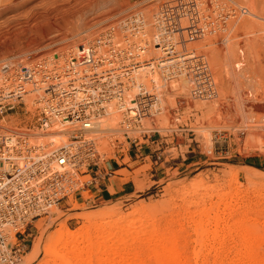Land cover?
<instances>
[{"label": "rangeland", "instance_id": "rangeland-1", "mask_svg": "<svg viewBox=\"0 0 264 264\" xmlns=\"http://www.w3.org/2000/svg\"><path fill=\"white\" fill-rule=\"evenodd\" d=\"M44 1L27 0L17 11L0 16V62L24 55L25 60L51 54L63 57L62 50L73 45L80 48L124 11L138 8L149 15L164 2L174 6L181 0ZM189 1L197 5L195 0ZM202 1V7L209 9L213 4L212 0ZM216 1L225 9L245 6L264 16V0ZM29 7L32 9L27 11ZM12 15L16 18L6 22ZM240 19L247 18L244 15ZM245 20L236 27L230 26V21L226 26L227 41L232 42L226 44L231 48L228 59L223 54L225 32L194 37L192 47L187 46L189 42L178 44L180 51L192 49L206 54L217 90L211 100L194 99L189 95V83L182 79L162 89V109L154 124L159 128L163 153L136 157L128 136L146 142L137 132L128 136L122 130L94 134L104 158L102 184H108L112 198L98 203L93 194L84 193L71 208L41 216L34 222L28 249L18 264H40L47 250L48 233L61 223L77 231L88 224L75 214L98 208H113L122 215L133 213L127 219L137 220L132 218L134 227L153 226L156 233L147 231L136 237L142 242L138 249L141 259L150 255L147 248L152 241L148 244L145 240L157 234L158 246L179 253L183 264H264V184L249 181L242 170L254 167L264 171V22L255 20L251 29L248 24L242 25ZM185 22L182 26L187 25ZM237 63L240 66H235ZM231 72H241L237 83L229 77ZM118 121L115 127L120 129ZM144 123L151 127L148 118ZM32 124L33 115L25 113L22 105L0 114L2 131H28ZM237 169H241L239 174ZM222 197L225 200L218 202ZM200 209L204 214L199 213ZM197 228L204 232L200 243L195 241ZM136 239L126 242L135 246L140 243ZM102 241L105 239L92 244L80 242L78 245L88 246L93 257L82 254L73 264H99L105 256L98 248ZM38 244L41 248L28 263Z\"/></svg>", "mask_w": 264, "mask_h": 264}, {"label": "built area", "instance_id": "built-area-1", "mask_svg": "<svg viewBox=\"0 0 264 264\" xmlns=\"http://www.w3.org/2000/svg\"><path fill=\"white\" fill-rule=\"evenodd\" d=\"M191 4L195 2L181 0L172 7L166 6V2L158 6L165 20L170 17V22L156 26L165 35L163 56L145 54L142 42H146L134 28H129L120 39L109 27L105 37L88 46L82 44L63 57L39 55L29 60L2 62L0 114L22 105L25 113L33 115L34 124L28 131L0 129V264L19 263L28 249L34 222L41 216L50 214L52 208H71L84 193L92 194L101 188L104 158L94 135V120L105 113L111 100L116 99L122 106L121 126L126 136L137 132L153 146L151 153L158 154L165 150L159 128L154 124L162 109L163 88L185 79L191 98L216 97L206 54L179 51L177 45L203 35L205 29L212 27L215 15L222 21L230 14L225 10L232 8L225 9L220 4L215 9L210 4V9L205 8L209 17L194 10ZM183 21L186 26H182ZM59 59H69V66L61 68L55 64ZM91 59L95 61L93 66L88 65ZM164 59L171 62L161 66ZM173 59L176 60L172 63ZM152 62L156 67L151 68L150 74L156 72L159 80L150 79L149 86L140 82L137 92L130 91L135 85L134 69ZM34 91L37 97L29 107L24 95ZM145 118L151 120V127L145 125ZM56 123H68L62 130L67 142L39 143L37 140L46 137L47 130ZM128 137L135 156H142L145 143L136 136Z\"/></svg>", "mask_w": 264, "mask_h": 264}, {"label": "bare ground", "instance_id": "bare-ground-1", "mask_svg": "<svg viewBox=\"0 0 264 264\" xmlns=\"http://www.w3.org/2000/svg\"><path fill=\"white\" fill-rule=\"evenodd\" d=\"M45 1L48 2V1H52V0H45ZM195 1H196L197 5L192 6V7H194L193 9L194 10H201L210 17V14L205 10V8H208V6L202 7V5L204 4V1H202V0H195ZM26 2H27V0H0V16H2L3 14H6V13L17 11L20 7H23ZM212 3L215 6V9H217L219 7V4L217 3L216 0H212ZM255 3L256 2H254V4ZM252 4H253V2H252ZM262 4H264V3H262ZM166 6L172 7L171 5H166ZM261 8L264 9V5H262ZM31 9H32V7H29V9H27V11L31 10ZM158 9H159V7L156 8L154 11H152L149 15L147 13H145L142 9H138V8H132V9H129L127 11H124L120 16H118L113 21L106 24L100 32H98L95 36H93L92 38H90L89 40H87L83 44L88 46L89 44H91L92 42L97 40V38L105 37V35L107 33V29L109 27L114 28V35H117L118 38H120V39L122 38V36L124 34H126V35L128 34L129 28H134V31L138 32V36L143 41L146 42V44L144 42H142L144 44V46L146 47V49L144 51L145 54L147 53L149 56L150 55L163 56L165 53L163 52L164 50L162 48V45H163L162 41L165 39V35L160 34L157 31L156 26L161 25V23L165 24L167 22H170L169 21L170 17L168 16L167 20H165V18L162 17L160 15V13L158 12ZM230 11H231V13L228 15L229 16L228 20L226 18L222 21H219L220 18L218 17V15H215L213 21L211 20V24H213L212 27H210V28L208 27L209 29L208 28L205 29L203 32V35L208 34L207 36H210L211 34L217 32V31L218 32L221 31V32L226 33V26H228V22L230 21L229 22L230 26L232 24V26L236 27L239 24V22L241 21L240 18H242V16H244V15L247 18L246 20L244 19L245 22L243 24L241 23L244 26L245 25L247 26V24H248V27L253 28V27H255L254 26L255 20H257V22H259V20L264 22V16L260 15L261 12H259V14H257L256 12L251 11V9H249L248 7H245V6H244V9L243 8L241 9L238 7L236 9H230ZM262 13H264V12H262ZM15 16L16 15H12L9 19H7L6 22L12 21L13 19L16 18ZM248 16L251 19H249ZM239 19H240V21H238ZM252 19H253V22H252ZM231 20H233V21H231ZM223 21H224V23H223ZM243 21H241V22H243ZM227 29H229V28H227ZM231 30H233V29H231ZM226 34H224V35H226ZM203 35H201V36H203ZM195 37H199V36H195ZM228 37L229 36L227 34V36L223 37V40L221 39L223 42V45L225 44V46H226V44L227 45L232 44V42L229 43L227 41ZM230 41H232V40H230ZM179 45H181V44H179ZM194 45H195L194 42L191 41V43L189 42V44L187 46L192 47ZM179 47L180 46L177 45V48H179ZM230 49L231 48H229V46H226L225 49L223 50V54L227 59H228V57H230V51H231ZM70 50L71 51L77 50L76 46L73 45L72 47L67 48L66 51L62 50V53H64L63 55H68V52ZM191 50H188V52H191ZM92 56L93 55L91 54L90 57H92ZM107 56H109V55H107ZM16 57L21 59L22 61L26 59L25 55L24 56H16ZM164 58H167V57H164ZM14 59H16V58H14ZM6 60H9V59L2 60L0 62V65L2 64V62L6 61ZM175 60L176 59H173L172 63ZM91 61H92V59H91ZM68 62H69V59L67 61H65L63 59H59L57 62H55V64H57L58 66L63 68V67L69 66ZM170 62L171 61H165V59H164V61L161 62L160 64H161V66H166ZM79 64H81V63H79ZM94 64H95V61L93 60L88 65L93 66ZM235 66H237V67L240 66V63H237ZM153 67H156L154 62H152L151 65L145 64L143 66H140L139 68L134 69V71L132 72L133 73L132 76L134 77L133 84H135V85L130 91L137 92L140 82H144V84L146 86H149L150 85L149 84L150 79L159 80L156 72H154L153 74H150L151 73L150 71H153L151 69ZM154 70L156 71L155 68H154ZM241 72H240V74H241ZM238 74H234L231 72V75L229 76V74H228V76L231 77L237 83L239 76H241L240 74L239 75ZM145 75H147V77H145ZM256 78H258V77L256 76ZM182 80L185 81V79H182ZM259 83H260V81H259ZM257 87H258V85H257ZM147 89L149 90V88H147ZM36 92L35 91L29 92L28 94L24 95L25 101L29 105V107L32 106L33 100L37 97ZM130 106L131 107L135 106V104H131ZM121 107H122L121 105L117 104L116 99H113L108 103L106 110H105V113L102 115L103 119L101 117L100 119L94 120V129L93 130H94L95 134L96 133L98 134V131L102 132V133H105L107 131V133H108V131L120 132L122 129H124L121 126V121H122V119H121L122 108ZM117 119L119 120L118 122H119L120 129H117L115 127V124L117 123ZM66 124H68V123H63V124L62 123H56L53 127H51L50 129L47 130L46 137L39 138L37 141H40L39 143H41V144H48V145H50V144L57 145V144H62V143L67 142L68 137L62 133V130L64 129V126ZM258 126H260V125H258ZM11 130H16V129L13 128ZM248 168H250V169H242L244 176L247 177L249 179V181H251L253 183L264 184V171H261L259 169L254 168V167H248ZM240 170L241 169H237L236 174H239ZM225 198L226 197H222V198L218 199V202L225 200ZM53 210H59V209L52 208V211ZM204 212H205L204 209L199 210V213L201 215L204 214ZM132 214L133 213H130L127 215H122V214H119L113 208H98V209L93 210V211L89 210V211H82V212L76 213L75 215L83 217L87 221L88 225L83 226L82 228L78 229L77 231H71L68 227H66V225L64 223H61L59 228H57L52 233L51 232L48 233L49 235L48 236L46 235V239H45L47 241V250L45 252L44 257L42 259L40 258L41 259L40 264H73L75 258L81 256L82 254H89L88 253V246L87 247L81 246V245L79 246L78 244H81L80 242H83V243L87 242L88 244H92L93 242H96L98 239H101V238H104L105 241H102L103 243L98 248L102 249L105 252V256L103 255L104 256L103 258L101 256L102 259L100 258L101 262L99 260V264H183L182 257L179 253L168 252V249H166L164 246H161V247L158 246V244L156 242L159 240V237L156 236L157 234H155L156 233L155 229L154 228L152 229L153 226H150L151 227L150 228V227H144L142 224H139L138 226L134 227L133 226L135 224L134 220H136V219H134L133 217L132 218L134 220L132 218L127 219V217L129 215H132ZM138 218H139V216H138ZM139 221H140V219H139ZM135 222L137 223V220ZM197 223L199 225V222H197ZM150 224H152V223H150ZM147 231L150 233H152L154 231L155 235H153V238H152L151 237L152 234H150V237L152 239L150 237H148V238L146 237L149 240L148 242H147V240H145L146 243L149 244V242L152 241V244L150 243V245H148L147 250H148V253L150 255H148V258L144 260V259L139 258V251H140L139 247L142 245V242H140L141 240H137L138 239L137 236L140 235L141 233H146ZM202 235H204V232L201 231L199 228H197L196 229V236L197 237H196L195 241L200 243L202 241V239H200V236H202ZM136 237H137V239H136ZM134 238L137 241H139L140 243H138L137 245L135 244V246H131V245H129L130 241L126 242L127 240L132 241V240H134ZM40 246H42V245L38 244L34 247L33 255L31 257H29L28 263H30L31 260L34 258V256L37 254V252L41 248ZM96 247H97V245H96ZM98 248H97V250H99ZM138 249H139V251H138ZM103 251L102 252L98 251V252L104 253ZM96 252H95V255H97ZM90 254L88 256V257H90L89 259H91V256L93 255L92 254L90 256ZM195 256L197 257L198 254H195ZM151 259H152V261L154 259V261L152 263H151ZM90 261H92V260H90Z\"/></svg>", "mask_w": 264, "mask_h": 264}, {"label": "crops", "instance_id": "crops-1", "mask_svg": "<svg viewBox=\"0 0 264 264\" xmlns=\"http://www.w3.org/2000/svg\"><path fill=\"white\" fill-rule=\"evenodd\" d=\"M146 142H144L145 144L142 146L143 150L141 151V154L144 155H148L151 153V148L153 147L152 145L149 144V142L145 139ZM163 153V151L161 152ZM103 183V180H101ZM92 194L94 195V198L97 200L98 203L101 202H105L108 199H111L112 196H110V191L108 188V184H106L105 187H103V184L101 185V188H99V190L97 191H92Z\"/></svg>", "mask_w": 264, "mask_h": 264}]
</instances>
